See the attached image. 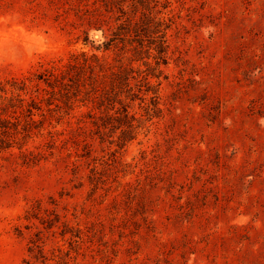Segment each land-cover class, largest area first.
I'll return each mask as SVG.
<instances>
[{"label":"rangeland","instance_id":"obj_1","mask_svg":"<svg viewBox=\"0 0 264 264\" xmlns=\"http://www.w3.org/2000/svg\"><path fill=\"white\" fill-rule=\"evenodd\" d=\"M0 113V264H264V0H0Z\"/></svg>","mask_w":264,"mask_h":264},{"label":"trees","instance_id":"obj_2","mask_svg":"<svg viewBox=\"0 0 264 264\" xmlns=\"http://www.w3.org/2000/svg\"><path fill=\"white\" fill-rule=\"evenodd\" d=\"M69 65H70L69 68L66 70H59V68L56 65L46 67L43 69L42 72H40L39 74H36V79L38 81L44 82L47 86L51 87L52 89L56 87L53 84V82L60 84L62 86V91H64L63 94L68 96V94L71 93L72 90H71V84H68L65 81V78H67V80L71 82L74 76H78V78L79 77L81 78V75H83V80L85 81L86 78H90V77H85L86 72H87L86 70H91L92 68H94L93 61L88 59L87 57H84L83 61H79L76 59V61L73 64H69ZM25 79L26 78L21 79V80L18 78H11L9 81H6V83H8L12 91L16 90V91L23 92L27 89V84H26ZM126 80H127V86H129L128 78ZM85 85L86 83L82 84L81 86L84 87ZM79 92H81L80 85H78L77 90H75L72 93L76 95V93H79ZM17 100L22 103L24 99L19 98ZM12 101H13V98L10 99V104H11L10 107L14 108L15 104ZM35 108H36V104L34 100H31V104H29L26 109L28 113L27 114V118H28L27 124L35 123V120L33 119V113H32V109H35ZM123 112L125 113V117L127 118L129 115L127 107L124 108ZM9 124L14 125L11 121L7 119L6 120L2 119L1 113H0V132L1 134H4V136L7 133H9V130H10V127L8 126ZM23 131L27 132V130L25 129H23ZM6 141L7 140L4 137L0 139V143H6Z\"/></svg>","mask_w":264,"mask_h":264}]
</instances>
